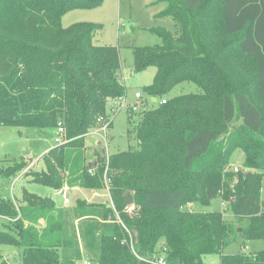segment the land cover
Masks as SVG:
<instances>
[{
  "label": "trees",
  "instance_id": "16d2710c",
  "mask_svg": "<svg viewBox=\"0 0 264 264\" xmlns=\"http://www.w3.org/2000/svg\"><path fill=\"white\" fill-rule=\"evenodd\" d=\"M103 2L0 0V125L56 131L63 121L65 142L41 156L44 167L31 181L57 190L100 187L112 169L113 200L132 196L141 218L122 202L118 223L107 204L57 208L24 190L21 204L0 197V215L16 227L0 230V243L21 247V264H77L82 249L95 264H156L160 250L167 264H203L213 253L220 264H264V249L224 253L233 242L264 241V112L250 94L254 87L264 99V0H156L165 4L157 17L171 16L176 29L149 28L161 42L133 48L134 72L156 67L144 86L155 98L183 82L201 92L144 112L138 149L107 158L94 148L88 160L85 137L98 118L113 125L128 91L119 47L94 43L102 25L64 27L62 17ZM236 148L244 154L238 171L228 168ZM22 163L0 168V177H15ZM152 175L164 183L148 185ZM215 198L229 202L233 220L219 209L184 208Z\"/></svg>",
  "mask_w": 264,
  "mask_h": 264
},
{
  "label": "rangeland",
  "instance_id": "374dc122",
  "mask_svg": "<svg viewBox=\"0 0 264 264\" xmlns=\"http://www.w3.org/2000/svg\"><path fill=\"white\" fill-rule=\"evenodd\" d=\"M156 0H104V2L97 8L91 9H74L68 11L62 17V25L64 27L70 26L75 22L87 21L95 22L102 25V27L95 32L94 43L97 45H114L119 47L122 61L123 81L126 85V90L129 92V99L125 105L117 111L113 120V125L105 128L102 119L98 118L93 129L85 137L88 145L87 159H95L93 154L94 148L100 152H104L108 158L114 153L126 150H136L139 148V143L136 138V127L142 118L144 112L153 109L160 104L161 97L156 100L148 95L144 86L149 84L154 77L156 67L151 66L142 72H134V56L133 48L136 46L154 45L160 43L159 37L151 33L148 29L152 26H163L170 31L175 32V25L171 16L157 17V14L164 9L165 4H156ZM248 64L250 60L244 58ZM232 64V63H231ZM136 92L142 94V98L136 97ZM201 92V88L193 82H183L178 84L164 97L169 99L175 96L188 93ZM250 94L253 100L262 108L264 112V99L260 98L255 93V88H250ZM138 105L137 110H133L132 106ZM132 114V116H131ZM216 123L221 124V111L216 104ZM236 123V124H235ZM238 125L234 122L233 127ZM233 130V129H232ZM55 129L41 130L36 127H16L0 125V168H5L15 163H22L23 168L13 178L0 177V197H8L12 199L15 204L14 195L17 196L22 193V187L29 191L49 195L57 201L59 208H66L68 206H76L77 203L83 202L102 203L107 204L112 208L111 214L108 215L110 220L121 222L118 212L117 203H124V199L120 197L114 201L111 194V178L113 174L112 169L104 172L105 175L101 177L102 184L100 187L92 188H68L63 186L61 189L67 191L70 202L67 206L64 204L63 198L55 196L57 189L40 185L38 183L29 181L33 173L43 169L44 159L37 158L45 149L51 145L56 144ZM228 135V133H227ZM66 134L64 135V137ZM229 137V136H228ZM100 140L102 146L96 144ZM244 161V154L240 148H236L231 156V161L228 166L230 169L235 167L242 168ZM29 168V169H28ZM20 177L19 179H17ZM163 180L157 175H152L147 179L148 185H158ZM163 184L164 182L161 181ZM53 191L55 192L53 194ZM262 192H264V181ZM58 196V195H57ZM62 197V196H61ZM223 202L225 204L223 205ZM125 204V203H124ZM127 211L134 217V220L140 219L141 210L139 205L133 200L129 205L125 204ZM229 202L223 201L220 198H215L209 206H203L197 203L193 205H186L184 208L188 210H223L225 217L228 220H233L234 216L228 208ZM58 208V207H57ZM9 222L6 219H0V230H7L11 233L16 232V227H9ZM130 247H133L130 241ZM264 249L263 240H249L244 243L233 242L225 248V254H236L244 252L246 254ZM160 256H164L163 251H159ZM21 247L13 243H0V264H21ZM77 264H95L87 256L85 250L82 249L81 255ZM203 264H220V254L213 253L203 256Z\"/></svg>",
  "mask_w": 264,
  "mask_h": 264
},
{
  "label": "built area",
  "instance_id": "2783aa9c",
  "mask_svg": "<svg viewBox=\"0 0 264 264\" xmlns=\"http://www.w3.org/2000/svg\"><path fill=\"white\" fill-rule=\"evenodd\" d=\"M136 97L137 98H141L142 97V94L140 93V92H136ZM166 100H167V98H161V100H160V104H163V103H165L166 102ZM138 105H134L133 106V110H137L138 109ZM100 119H102V118H100ZM103 120V119H102ZM105 128H107V124H105V125H103ZM65 133H66V129H65V127H64V125H63V121H59L58 122V127H57V129H56V131H55V137H54V140H55V142L58 144V143H63V142H65V138H64V135H65ZM239 170V168L238 167H235V171H238ZM106 172V171H105ZM106 174V173H105ZM104 174V175H105ZM57 194L58 195H60V196H62V198L64 199V202L65 203H69V201H70V198H69V196L67 195V193H66V191L64 190V189H59V190H57ZM225 204V202H223V205ZM3 216L2 215H0V218H2ZM156 264H167L166 263V261H165V259L163 258V257H160L158 260H156Z\"/></svg>",
  "mask_w": 264,
  "mask_h": 264
},
{
  "label": "crops",
  "instance_id": "0c3cea01",
  "mask_svg": "<svg viewBox=\"0 0 264 264\" xmlns=\"http://www.w3.org/2000/svg\"><path fill=\"white\" fill-rule=\"evenodd\" d=\"M160 4H161V3H160ZM161 7H163L162 4H161ZM162 9H163V8H162ZM157 26H159V25H157ZM152 27H153V26H152ZM148 30H149V29H148ZM128 95H129V92H128ZM128 95H127V98H126V102H127L128 99H129V98H128V97H129ZM141 98H142V97H141ZM152 99L155 100L154 97H152ZM54 134H55V132H54ZM100 142H101L100 140H97V141H96V144L100 146V144H99ZM56 144H57V143H56ZM56 144L51 145L50 147H48L47 149H45V150H44L39 156H37V158H41V156H42L43 154H45L49 149H51L52 147H54ZM28 169H29V168H28ZM19 178H20V177H18L17 179H19ZM29 181H31V179H30ZM68 188H70V189H71V188H79V189H82V188H80V187H68ZM52 189H53V188H52ZM21 190H22V193H21L20 195H18V194H17V196L14 195V198H15L17 204H21L20 201H21V199H22L23 192H24V190H28V189L25 188V187H22ZM53 190H54V189H53ZM28 191H29V190H28ZM30 192H32V191H30ZM33 193H35V192H33ZM54 193H55V192L53 191V194H54ZM66 193H67V191H66ZM36 194H38V193H36ZM38 195L43 196V197H49V198H52V199L54 200V198H53V197H50L49 195H41V194H38ZM57 195H58V194H57V192H56L55 196H56L57 198L62 199V197H61L60 195H58V196H57ZM67 195H68V194H67ZM63 200H64V199H63ZM54 201H55V203H56V206L59 208L60 206H58L57 201H56V200H54ZM69 202H70V201H69ZM64 204H65V206L68 205V203H65V202H64ZM189 205H193V203H190ZM70 207H73V206H68V207H66V208H70ZM0 219H1V218H0ZM21 256H22V254H21ZM21 260H22V257H21Z\"/></svg>",
  "mask_w": 264,
  "mask_h": 264
},
{
  "label": "water",
  "instance_id": "95a60500",
  "mask_svg": "<svg viewBox=\"0 0 264 264\" xmlns=\"http://www.w3.org/2000/svg\"><path fill=\"white\" fill-rule=\"evenodd\" d=\"M155 98V97H154ZM155 100H156V98H155ZM100 144V146H102V142H100L99 143ZM133 197L132 196H130L127 200H126V204L127 205H129V204H131L132 202H133ZM240 230H241V228H240Z\"/></svg>",
  "mask_w": 264,
  "mask_h": 264
}]
</instances>
